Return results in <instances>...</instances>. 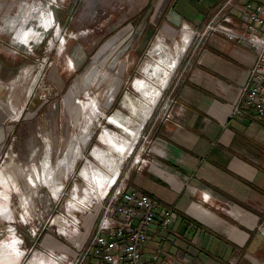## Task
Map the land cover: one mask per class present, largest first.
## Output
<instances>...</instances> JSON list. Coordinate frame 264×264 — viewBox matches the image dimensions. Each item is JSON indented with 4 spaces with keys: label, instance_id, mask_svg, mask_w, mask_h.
<instances>
[{
    "label": "rangeland",
    "instance_id": "rangeland-1",
    "mask_svg": "<svg viewBox=\"0 0 264 264\" xmlns=\"http://www.w3.org/2000/svg\"><path fill=\"white\" fill-rule=\"evenodd\" d=\"M136 1L0 0V263L65 264L47 249L53 219L100 201L113 173L130 170L135 186L147 166L136 159L184 110L181 88L211 39L193 34L179 58L177 44L204 22Z\"/></svg>",
    "mask_w": 264,
    "mask_h": 264
},
{
    "label": "crops",
    "instance_id": "crops-1",
    "mask_svg": "<svg viewBox=\"0 0 264 264\" xmlns=\"http://www.w3.org/2000/svg\"><path fill=\"white\" fill-rule=\"evenodd\" d=\"M220 1L158 0L157 7L170 5L175 17L194 27ZM254 57L238 42L212 37L181 88L180 117L158 127L145 154L150 164L132 175L139 190L171 204L180 216L174 227L180 235L157 224L149 230L143 254L148 258L160 248L157 264L171 257L184 264H229L236 251L237 264H264V124L232 117ZM46 244L75 254L59 237L47 235Z\"/></svg>",
    "mask_w": 264,
    "mask_h": 264
},
{
    "label": "built area",
    "instance_id": "built-area-1",
    "mask_svg": "<svg viewBox=\"0 0 264 264\" xmlns=\"http://www.w3.org/2000/svg\"><path fill=\"white\" fill-rule=\"evenodd\" d=\"M193 32L194 37L203 41L222 35L254 53L253 65L234 104L232 117L264 124V0H221L203 27L193 29ZM142 152L136 159L140 170L150 163L146 156L143 158L148 151ZM128 171L119 173L100 201L89 203L87 209H83L86 205L81 206L71 218L66 209V214L53 219L57 237L69 238V246L75 251L74 254L63 250L56 258L65 264H157L160 248L148 258L143 254L149 242V230L157 224L162 231L180 235L177 229L174 230L180 216L171 204L131 184ZM209 198L205 196V199ZM88 213V216L95 215V219L90 225L89 237L83 241V234L88 235L89 232L86 226L90 218L83 215ZM186 223L191 228L197 227L193 220ZM37 233L34 230V235ZM47 249L53 253L60 252L51 246ZM239 254L236 251L229 264H237ZM90 256L95 260L89 262ZM166 264L184 263L171 257Z\"/></svg>",
    "mask_w": 264,
    "mask_h": 264
},
{
    "label": "bare ground",
    "instance_id": "bare-ground-1",
    "mask_svg": "<svg viewBox=\"0 0 264 264\" xmlns=\"http://www.w3.org/2000/svg\"><path fill=\"white\" fill-rule=\"evenodd\" d=\"M193 34L194 33H192V31L191 30H189L188 28H185V29H183V32H182V36H183V38H184V40H185V46L183 47V49L182 50H180V47H179V45L177 44V52H178V58L182 55V52H184L185 50H187V48H188V45L190 44V41H191V39H192V37H193ZM175 65H178V62H177V60L175 61ZM174 70V69H173ZM172 71V70H171ZM171 71H168L167 73V76L163 79V81L165 82V86H166V84H167V82H169V77H170V73L169 72H171ZM171 79V78H170ZM163 82V83H164ZM164 88V87H163ZM146 93V92H145ZM159 94V93H158ZM160 95V94H159ZM155 103V102H154ZM120 125H121V123H120ZM119 125V126H120ZM131 132H133V130L131 131ZM135 134V136L138 138V136H139V133L138 132H133V135ZM116 175L117 174H113L112 175V177L113 178H111V180L109 181V183H113L114 182V180H115V178H116ZM2 181V180H1ZM1 206V205H0ZM2 211H4V210H2ZM6 213V212H5ZM2 260V259H1ZM2 262H4V261H2ZM5 263V262H4ZM0 264H2V263H0ZM11 264V263H10Z\"/></svg>",
    "mask_w": 264,
    "mask_h": 264
}]
</instances>
